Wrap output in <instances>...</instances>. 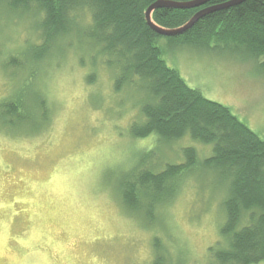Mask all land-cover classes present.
Returning a JSON list of instances; mask_svg holds the SVG:
<instances>
[{
	"label": "rangeland",
	"instance_id": "374dc122",
	"mask_svg": "<svg viewBox=\"0 0 264 264\" xmlns=\"http://www.w3.org/2000/svg\"><path fill=\"white\" fill-rule=\"evenodd\" d=\"M39 19L0 3V98L25 85L27 100L42 95L49 111L47 120L0 129V264H152L156 254L163 264H213L208 249L224 221L213 176L186 181L153 213V223L119 202L120 180L142 161L160 172L182 161V148L193 147L203 159L211 145L188 137L170 144L155 136L133 138L130 125L142 122L138 97L127 89L115 93L113 72L79 36L83 28L60 39L33 71L27 57L30 45L40 43ZM157 46L190 88L228 107L264 139V60L166 38ZM8 58L15 64L5 70Z\"/></svg>",
	"mask_w": 264,
	"mask_h": 264
},
{
	"label": "trees",
	"instance_id": "16d2710c",
	"mask_svg": "<svg viewBox=\"0 0 264 264\" xmlns=\"http://www.w3.org/2000/svg\"><path fill=\"white\" fill-rule=\"evenodd\" d=\"M155 1L0 0V3L10 12L40 16L36 26L40 43L30 45L32 52L29 50L27 57L33 71L48 58L60 39L73 34L74 27L83 28L79 36L94 44L96 55L101 59L99 64L113 72L115 93L127 89L138 97L136 106L142 122L130 125L133 138L155 136L170 144L188 137L202 145H211L209 156L203 159H199L193 147L182 148V161L167 164L160 172L144 168L142 161L140 167L120 180L119 202L125 209L131 214L141 213L153 223V213L171 201L186 181L204 174L213 176L217 191L220 189L224 221L218 227L219 240L208 249L210 260L213 264L264 262V139L228 107L190 88L179 73L162 60L157 46L159 38H166L177 46L201 51L238 50L256 62L262 61L264 0H246L207 14L176 37L158 36L146 24L144 12ZM227 1L230 0H212L191 10L158 9L151 19L159 27L175 29L197 11ZM86 18L88 24L84 26ZM14 60L8 58L3 69L12 67ZM261 66L264 67V62ZM17 68L22 71L23 66ZM95 76L91 73L87 83H93ZM27 78L19 82L18 87L27 82ZM24 86L0 98V129L18 128L36 119L49 118L42 95L37 98L35 94L29 102ZM154 240L156 248L158 239ZM163 262L156 254L152 264Z\"/></svg>",
	"mask_w": 264,
	"mask_h": 264
},
{
	"label": "water",
	"instance_id": "95a60500",
	"mask_svg": "<svg viewBox=\"0 0 264 264\" xmlns=\"http://www.w3.org/2000/svg\"><path fill=\"white\" fill-rule=\"evenodd\" d=\"M212 0H192L188 2H176L170 0H157L153 4H151L144 12V19L148 27L154 31L158 36L161 37H176L178 35L183 34L187 30H189L198 20L207 14L221 11L224 9H228L230 7L241 4L246 0H231L224 4L212 5L209 7H205L199 11H197L183 26H180L175 29H165L157 26L152 22L151 15L154 11L158 9H168V10H191L196 9L202 6H205Z\"/></svg>",
	"mask_w": 264,
	"mask_h": 264
},
{
	"label": "bare ground",
	"instance_id": "6f19581e",
	"mask_svg": "<svg viewBox=\"0 0 264 264\" xmlns=\"http://www.w3.org/2000/svg\"><path fill=\"white\" fill-rule=\"evenodd\" d=\"M231 1V0H230ZM227 2H229V1H227ZM227 2H225V3H227ZM221 4H224V3H221Z\"/></svg>",
	"mask_w": 264,
	"mask_h": 264
},
{
	"label": "flooded vegetation",
	"instance_id": "af4514ba",
	"mask_svg": "<svg viewBox=\"0 0 264 264\" xmlns=\"http://www.w3.org/2000/svg\"><path fill=\"white\" fill-rule=\"evenodd\" d=\"M221 4V3H220ZM210 6H212V5H210ZM207 7H209V6H207Z\"/></svg>",
	"mask_w": 264,
	"mask_h": 264
}]
</instances>
